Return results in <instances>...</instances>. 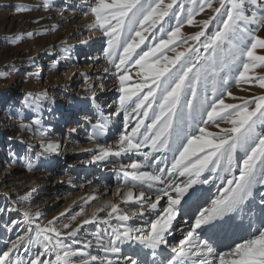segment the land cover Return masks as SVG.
<instances>
[{
    "label": "snow or ice",
    "instance_id": "1",
    "mask_svg": "<svg viewBox=\"0 0 264 264\" xmlns=\"http://www.w3.org/2000/svg\"><path fill=\"white\" fill-rule=\"evenodd\" d=\"M89 8V28L101 33L124 113V131L113 145L97 143L92 162L112 156L131 161L120 167L126 190L116 195L138 206L137 218L145 223L130 226L133 217L115 203L75 227H56L64 212L42 224L35 222L39 212L25 210L22 220L0 223V230L15 232V239L3 240L0 264H140L123 252L125 243L148 250L153 264L162 249L170 254L160 264H264V94L230 90L264 89V0H91ZM201 15L207 18L198 20ZM185 25L199 30L186 36ZM26 97L23 107L42 113L44 97ZM42 122L38 114L25 127L39 132ZM93 128L104 132L105 122ZM40 146L41 154L59 148L55 142ZM196 185L217 187L207 206L194 199ZM9 212L19 209L0 208V214ZM77 216L83 211L71 220ZM90 224L107 229L80 240Z\"/></svg>",
    "mask_w": 264,
    "mask_h": 264
},
{
    "label": "rangeland",
    "instance_id": "2",
    "mask_svg": "<svg viewBox=\"0 0 264 264\" xmlns=\"http://www.w3.org/2000/svg\"><path fill=\"white\" fill-rule=\"evenodd\" d=\"M45 2L50 3L52 6L47 9L44 8L43 4ZM77 2H80L82 6L78 9L79 11L77 13H74L76 16L68 20V22L65 21L70 14L68 7L69 9L77 7ZM82 2L84 0H0L1 190L4 188L2 184L5 180L6 170L8 169H10L9 172L13 173V177L18 179L26 175L27 170H31L37 176L36 181L39 180L38 182H42L46 179L49 186L53 185L55 176H52V172L59 169V165H56V162L57 157L60 155L62 157L64 152L62 149V134L64 132L63 126L67 122L65 121L62 126H54L55 115L53 114L66 107L68 97L74 96V93L78 94V92L82 91L84 93L82 96L89 98L87 104L89 106L90 103L94 104L96 106L95 108L100 113L102 112L103 116L113 114L119 110L118 101L120 92L118 90L119 82L115 78V68L107 62L102 53L101 33L89 28V24L93 20L89 8L91 1L90 3L84 4ZM84 10L89 15V20H81L80 14L85 13ZM210 14L209 12L208 15ZM206 18L207 15L197 17L198 20ZM174 23L175 21H173ZM197 30H199L198 27L187 25L182 29L183 34L186 36L192 35ZM260 35L264 36V31ZM85 48H88V50H85ZM168 55L173 54L169 52ZM136 71L137 69L133 68L129 73L133 77L132 82L139 79L136 76ZM76 83L77 86H80L79 89L75 86ZM242 87L249 90L241 91L236 87H232L230 90L235 95L244 97L253 94H264V89H260L258 86L244 85ZM28 93H31L33 96L44 97L45 107L42 113H36L31 108L23 107L26 99H29L26 97ZM91 112L89 118H77V120L88 124V126H93L101 122L100 119L94 122L91 119L94 115L92 108ZM38 114L42 115L44 124L49 125L48 129H46V137L44 140H47L46 143L49 142V139L57 141L59 148L56 152L49 153V157L46 158L43 164L39 162L37 168H32V166L29 168V160L25 156V147L35 143V130L34 126L33 130H28L25 125H30L32 119ZM228 126L225 123H221L220 125V127ZM208 130L212 132L219 131L215 126H209ZM106 134V129L104 132H99L95 129V147L87 148L85 151L76 148L72 153H69L70 158L73 157L71 159L73 164L70 165L72 169L70 174L75 176L73 170L76 168L79 169L85 163L91 165L100 164L104 167L108 161L116 159L115 156H112L103 162H92L96 145L97 143L104 144L102 139ZM6 138L12 141L9 142V145L4 146ZM81 143L83 145V142ZM2 146L3 150L7 149V151L11 152V158L16 160L12 166L9 165L10 159L6 162L2 159ZM124 158L121 157L123 162H125ZM20 159L22 160V164H20ZM97 176L95 183H100L99 178L101 179L102 176L101 174ZM65 183L60 184L65 185ZM195 188L199 189V186L196 185ZM189 191L190 193L192 192V190ZM216 192L217 187L215 186L201 185L199 192L195 193L196 195L198 194L196 202L199 203L201 200H204L201 204L207 206L204 202L210 200ZM66 195V189H60L57 194H52L50 198L41 196L42 202L36 211L40 213V216L35 221L41 223V220L44 219L42 224L47 223L53 217H57L61 212H64L65 216L60 217V222L56 227L62 228L65 223H71L75 227L84 218L90 217L93 212L111 203L115 198V195H112V190L109 189L106 194L102 193L101 196H96L95 199L78 198L74 205L63 208ZM2 208L6 207L3 205ZM81 211H83V216H77V220L72 221L71 217ZM4 214H6V219L3 218L0 220V223L12 219L14 216V212ZM98 214L104 216L106 212ZM237 221L240 224V221ZM112 223L115 225L117 221L113 219ZM183 228L186 229L187 225H184ZM106 229V225H84L78 233V238L82 241L93 240L95 233L104 232ZM174 235L177 239L181 237L180 232H176ZM9 238L15 239V232L9 235L0 230V247H3V240ZM67 242L71 243V241ZM128 246L127 243L122 245L124 253ZM90 251H92V254H96L97 250L93 248ZM135 252L139 253L141 257L145 256L148 260L150 259L151 253L146 249L138 246L135 248ZM161 255L162 257H160ZM157 256H159L161 261L166 258V255H163V253ZM50 258L55 259L54 256ZM144 264H146V261Z\"/></svg>",
    "mask_w": 264,
    "mask_h": 264
},
{
    "label": "bare ground",
    "instance_id": "3",
    "mask_svg": "<svg viewBox=\"0 0 264 264\" xmlns=\"http://www.w3.org/2000/svg\"><path fill=\"white\" fill-rule=\"evenodd\" d=\"M90 1L91 0H84L82 4L90 3ZM77 4L78 5L75 8L69 9L68 7V12H70V14L69 16H67V19L65 18L66 19L65 21L68 22V20L76 16V14L74 13H77L79 11L78 9L81 8L82 6L80 5V2H77ZM88 16L89 15L86 12L80 14V17L82 18L81 20L83 21L89 20ZM85 50H88V48H85ZM75 86H77V83L75 84ZM77 88L79 89L80 86H77ZM83 94L84 93L82 91L78 92V94L74 93V96L68 97V102L66 107L61 110H58L55 114H53L55 115L54 126L57 127L62 126V124L65 121H67L63 126L64 132L62 134V144H63L62 149L64 150V152L62 154V157L61 155L57 157L56 165L57 164L59 165V169L52 172V176H55V181L53 185L49 186L46 179L42 182H38L39 180L36 181L37 176L34 175L33 172H31V170H27V174L23 175L21 179H18L13 177V173L9 172L10 169H8L6 170V174L4 176L5 180L3 181L2 184L4 188L2 187L3 189L2 190L0 189V206H1L0 208H2L3 205L6 208H10L12 206L17 207L19 209V212L18 213L14 212V216L12 219L19 220V219H23V212L25 210H29L32 213H36L42 202L41 196H47V198H50L52 194H57L58 190L60 189H64V190L66 189L67 192V195L64 198L63 208L74 205L78 198L88 199L89 197L101 196L102 193L106 194L107 190L111 189L112 195L113 194L115 195V198L111 203L118 204L121 207V209H123L124 212H126L129 216L133 217V219L129 220L127 223L130 226H143L145 223L144 220L137 218V213L139 210L138 206L126 205L122 203L121 199L118 198L116 195L118 190H126L124 188L126 181L122 173L120 172V167L121 165H126L131 162L128 158L125 157L124 158L125 162H123L121 160V157H116V159L108 161L104 167H102V165L100 164L91 165L85 163L81 167H79V169L76 168L73 170L75 176L70 174L72 171L70 165L73 164L71 159H73V157L70 158L71 156H69L70 155L69 153H72L76 148L85 151L87 148L95 147V142H96L94 136L95 129L93 128V126H88V124H85L84 122H79L77 118L80 119L87 117L89 118V114L92 113L91 112V108H92V110H94V115L91 119H93L94 122L98 121L99 119L101 120V122H105V129L107 131V134L102 139L104 143L103 145L105 146L113 145L115 141L118 139L120 133L124 131L123 111L117 110L113 114L103 116L102 112L100 113L95 108L96 106H94V104L90 103V106L89 104H87L89 98H84L82 96ZM48 127H49L48 124L45 125L44 122H42V130L39 132L35 131L34 134L35 143L33 145H27L25 147V156L26 159L29 160V162H31L32 168H37L39 166V162L43 164L46 158L49 157V153L41 154L43 152V149L40 146L41 144H45L47 141V140L45 141L44 139L46 137L45 136L46 129H48ZM10 141L12 140L10 139L8 140V138H6L4 146L9 145ZM48 141L55 142L58 144L57 141H52L50 139ZM81 142H83V145H81L82 144ZM1 149H2L1 155L3 161L6 162L8 159H10L11 161L9 165L12 166L13 164H15L16 160L11 158L10 156L11 152L7 151V149L3 150V146L1 147ZM65 159L67 160L64 161ZM169 159H171V154H169ZM20 164H22L21 159H20ZM48 170L50 171V169ZM99 174H101L102 176L101 179L99 178L100 183H95L96 181L95 179H97L98 177L97 175ZM62 181L66 182L65 185L60 184L63 183ZM132 183L133 182L131 181H127L129 187L132 186ZM87 185L88 187H86ZM198 186L199 189H201V185ZM139 190L140 189L137 187L134 189V192L138 194ZM145 191L146 194L152 195L154 190H147L145 188ZM197 195L195 194L194 196L195 200ZM25 196L29 198L27 200L21 201L20 198ZM203 201L204 200H201L199 204H201ZM5 215L6 214H2V215L0 214V220L5 218L6 217ZM187 218L188 217H186V219ZM41 221L43 222L44 219H42ZM244 223L247 224V221ZM236 225H238V221H235L232 227L235 228ZM6 234L10 235L13 234V232L11 233L6 232ZM136 247H138V245L126 247L125 253L128 255L137 256L140 264H144L145 261L146 264L149 263L153 264V256L150 255L149 260L145 256L142 257L139 256V253L135 252ZM161 251H162L161 253H163V255H166V257L170 254L169 251L166 249H162ZM160 257H162V255ZM155 260L157 264H160L161 259L159 258V256H156Z\"/></svg>",
    "mask_w": 264,
    "mask_h": 264
}]
</instances>
